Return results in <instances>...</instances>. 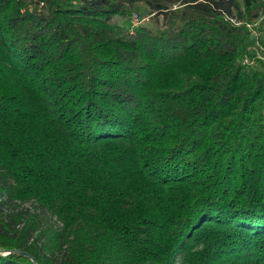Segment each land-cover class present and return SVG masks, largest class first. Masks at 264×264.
<instances>
[{
    "label": "trees",
    "instance_id": "obj_1",
    "mask_svg": "<svg viewBox=\"0 0 264 264\" xmlns=\"http://www.w3.org/2000/svg\"><path fill=\"white\" fill-rule=\"evenodd\" d=\"M0 264H264V0H0Z\"/></svg>",
    "mask_w": 264,
    "mask_h": 264
},
{
    "label": "rangeland",
    "instance_id": "obj_2",
    "mask_svg": "<svg viewBox=\"0 0 264 264\" xmlns=\"http://www.w3.org/2000/svg\"><path fill=\"white\" fill-rule=\"evenodd\" d=\"M138 15H139V20H140V25H144V26H146L148 28H151L153 30L162 29L164 27L163 26V22L161 21V18H159V21L155 22V21L152 20L151 17L146 15V13H145V11L143 9L139 10ZM114 22L117 23L118 25L127 26L128 25L127 22H130V21H124L121 18H115ZM247 24H249V23H247ZM256 53H258V55L260 54V52L258 50H256Z\"/></svg>",
    "mask_w": 264,
    "mask_h": 264
},
{
    "label": "built area",
    "instance_id": "obj_3",
    "mask_svg": "<svg viewBox=\"0 0 264 264\" xmlns=\"http://www.w3.org/2000/svg\"><path fill=\"white\" fill-rule=\"evenodd\" d=\"M234 23V21H232ZM259 22H253L252 24L246 25V28L251 31V33H256L254 30L258 26ZM140 25V20L137 15H133L130 19V25L129 28L132 30L133 28ZM235 25H241L240 23H235ZM254 28V29H253ZM252 29V30H251Z\"/></svg>",
    "mask_w": 264,
    "mask_h": 264
},
{
    "label": "water",
    "instance_id": "obj_4",
    "mask_svg": "<svg viewBox=\"0 0 264 264\" xmlns=\"http://www.w3.org/2000/svg\"><path fill=\"white\" fill-rule=\"evenodd\" d=\"M11 253H14V254H16V255L26 256L27 258H29V259L34 263V261L32 260V258H31L29 255H27V254H25V253H23V252H21V251H13V252H10V253H8V254H11Z\"/></svg>",
    "mask_w": 264,
    "mask_h": 264
}]
</instances>
